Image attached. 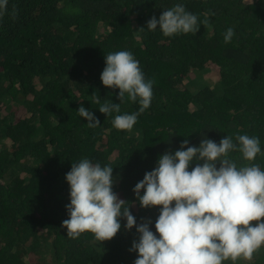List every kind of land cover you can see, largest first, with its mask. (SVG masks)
Wrapping results in <instances>:
<instances>
[{"label":"trees","instance_id":"trees-1","mask_svg":"<svg viewBox=\"0 0 264 264\" xmlns=\"http://www.w3.org/2000/svg\"><path fill=\"white\" fill-rule=\"evenodd\" d=\"M176 4L197 16L196 33L165 37L146 29ZM228 28L235 34L225 43ZM120 50L154 82L150 107L130 131L111 121L136 112L137 102L125 98L111 115L93 102H120L119 89L100 80L105 55ZM81 106L97 127L79 116ZM237 134L258 137L261 152L252 162L239 152L230 158L264 170V0H7L0 17V264H134L129 248L139 234L124 228L123 217L110 240L67 236L61 225L69 218L72 163L113 167V192L137 224L150 219L158 236L160 206L140 207L135 184L185 139L186 148ZM237 264H264V247Z\"/></svg>","mask_w":264,"mask_h":264},{"label":"clouds","instance_id":"clouds-1","mask_svg":"<svg viewBox=\"0 0 264 264\" xmlns=\"http://www.w3.org/2000/svg\"><path fill=\"white\" fill-rule=\"evenodd\" d=\"M6 11L7 0H0V17ZM199 25L196 15L186 11L183 4H176L162 11L158 19L151 17L146 29L159 28L165 37H172L194 34ZM234 34L228 28L224 42H230ZM100 80L108 88L119 89L120 101L112 103L106 99L101 104L100 98L95 97L93 102L100 104L101 113H120L125 98L139 104L136 112L117 114L111 121L115 129L130 131L137 117L150 107L154 82L145 79L139 61L127 50L105 55ZM77 111L87 119L89 128L100 124L85 107ZM188 143L185 139L180 150L163 153L157 166L145 172L133 188L140 207L160 206L154 225L158 236L150 230V219L137 224L126 201L113 192V167H102L87 158L72 163L65 174L70 199L65 208L69 218L61 226L66 228L67 236L75 239L90 232L99 242L110 240L121 228L119 218L123 217L124 228L130 230L135 226L139 234L138 241L133 240L129 248L137 253L134 264L251 261L264 247V170L254 163L238 167L229 154L239 152L243 160L254 161L261 152L259 138L237 134L234 138L225 136L218 144L203 138L199 146L185 148ZM194 159L202 163H196L189 171Z\"/></svg>","mask_w":264,"mask_h":264},{"label":"rangeland","instance_id":"rangeland-1","mask_svg":"<svg viewBox=\"0 0 264 264\" xmlns=\"http://www.w3.org/2000/svg\"><path fill=\"white\" fill-rule=\"evenodd\" d=\"M208 77H210L212 80L217 77V75L214 73V70H211V72H209L208 74ZM26 264H34L32 263L31 260H29V258H26Z\"/></svg>","mask_w":264,"mask_h":264}]
</instances>
